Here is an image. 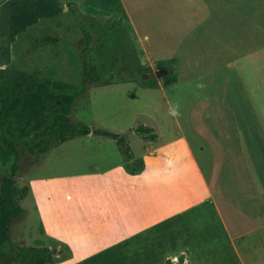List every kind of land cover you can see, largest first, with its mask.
Segmentation results:
<instances>
[{
    "label": "rangeland",
    "instance_id": "1",
    "mask_svg": "<svg viewBox=\"0 0 264 264\" xmlns=\"http://www.w3.org/2000/svg\"><path fill=\"white\" fill-rule=\"evenodd\" d=\"M192 1L0 0V68L22 70L69 84L79 83L82 71L79 15L90 35L88 61L108 84L91 85L74 102L70 118L73 122L124 136L130 154L135 160H141L139 156L145 142L132 131L134 127H153L159 141L169 140L178 132L162 94L156 89L142 87L152 86L157 79L168 74L174 75L175 65L146 63L141 49L143 36L148 31L152 42L153 36L156 39L167 29L177 33L186 31L192 23L187 16L189 11H193ZM224 5L228 11H235V17L228 18V35L223 42L230 44L234 41L231 33L241 42H237L236 50L227 51L226 64L221 62L217 68L221 80L188 84L183 81L178 83L176 91V88L172 91L166 88V93L180 112L177 118L183 124L185 134H203L206 145L214 143V140L222 141L225 127V132L233 137L232 125L259 123L262 129L252 128L243 132L245 136L252 133L259 140L262 155L264 145L261 147L260 140L264 141V138H259V133H264V0H224L221 7ZM174 13L176 15L172 16ZM147 43V40L143 42L145 47ZM157 71L161 75H157ZM183 85L188 87L184 91H188L189 100L202 101L206 107L204 110L198 108L197 102L192 107L196 110H188L192 108L187 99L184 101L186 96L178 103L176 99L174 101L173 96L182 90ZM188 123L193 124V129H187ZM92 136L69 139L52 148L35 164L30 163L28 156H23L16 177L18 185L28 184V178L34 175L39 189H100L93 187L97 179L94 165L104 169L124 160L131 168L132 160L121 153L113 139ZM98 137H103L104 142L97 144ZM3 171L0 170V174ZM85 173L90 176H83ZM67 195L57 197L67 202ZM37 198L36 194L28 193L20 201L24 213L10 224V242L4 248L7 257L11 254V247L18 244L47 246L50 240L48 233L51 237L58 234L66 237L58 228L54 230L47 224L40 225L34 206ZM53 199V195L46 197L47 202ZM75 222L70 227L73 231L68 234V243L90 241L105 233L103 221L99 226L84 217ZM261 231L260 235H264V228ZM69 258L67 255L57 258L55 255L53 264ZM258 260L256 264L264 259L259 257ZM118 261L120 264L121 259ZM116 263L101 251L95 257L79 260L77 264ZM0 264L5 263L0 260Z\"/></svg>",
    "mask_w": 264,
    "mask_h": 264
},
{
    "label": "crops",
    "instance_id": "2",
    "mask_svg": "<svg viewBox=\"0 0 264 264\" xmlns=\"http://www.w3.org/2000/svg\"><path fill=\"white\" fill-rule=\"evenodd\" d=\"M221 1L193 0V11L187 14L192 23L184 32L167 29L156 39L153 36L152 42L148 31L143 36L148 41L146 47L141 43L146 63L175 65L174 75L168 74L172 77L169 83L163 77L152 86L142 85L158 90L169 108L173 105L166 88L176 91L183 81L219 82L217 68L221 62L226 64L227 51L236 50L241 42L234 33V41L223 42L228 18H234L235 11H228L226 5L222 8ZM185 88L175 93L174 101L186 96L184 101L191 108L197 102L204 110L202 101L189 100ZM174 121L178 132L173 138H142L141 160L131 155V168L124 160L104 169L94 165L97 179L93 187L100 189H39L35 176L28 178L29 194L38 196L34 206L40 225L58 228L66 235L51 237L47 232V246L59 251L56 257H70L55 264H77L101 251L116 264L118 259L120 264H163L166 259L172 264H256L259 257L264 259V235H260L264 228V154L260 155L259 140L243 132L260 130L262 125H232L233 137L225 127L222 141L206 145L203 134L186 135L181 121L177 117ZM187 129H193V124L188 123ZM92 135L102 136H84ZM103 137L96 139L97 144L104 142ZM260 142L262 147L264 141ZM60 194H70L66 196L69 201L63 202L57 197ZM47 195L54 199L47 202ZM82 217L98 226L103 221L105 233L90 241L68 243L70 227Z\"/></svg>",
    "mask_w": 264,
    "mask_h": 264
},
{
    "label": "trees",
    "instance_id": "3",
    "mask_svg": "<svg viewBox=\"0 0 264 264\" xmlns=\"http://www.w3.org/2000/svg\"><path fill=\"white\" fill-rule=\"evenodd\" d=\"M82 33L78 39L81 80L77 84L38 77L22 70L0 68V260L5 264H53L59 252L48 246L18 244L11 247L7 257L4 248L10 242V224L20 217L24 209L20 201L29 193L28 184L19 186L17 175L23 156L30 163L39 162L57 145L77 136L96 133L113 139L121 153L130 158L125 137L105 129H95L70 118L77 98L93 84L105 85L98 71L88 61L90 35L82 19L77 15ZM172 77L166 76L165 83ZM144 139L154 140L153 129L139 125L132 129ZM163 264H172L166 259Z\"/></svg>",
    "mask_w": 264,
    "mask_h": 264
},
{
    "label": "clouds",
    "instance_id": "4",
    "mask_svg": "<svg viewBox=\"0 0 264 264\" xmlns=\"http://www.w3.org/2000/svg\"><path fill=\"white\" fill-rule=\"evenodd\" d=\"M169 114L173 117H178L180 115V112L176 106H172L169 109Z\"/></svg>",
    "mask_w": 264,
    "mask_h": 264
},
{
    "label": "water",
    "instance_id": "5",
    "mask_svg": "<svg viewBox=\"0 0 264 264\" xmlns=\"http://www.w3.org/2000/svg\"><path fill=\"white\" fill-rule=\"evenodd\" d=\"M157 75H161L159 71L156 72Z\"/></svg>",
    "mask_w": 264,
    "mask_h": 264
}]
</instances>
